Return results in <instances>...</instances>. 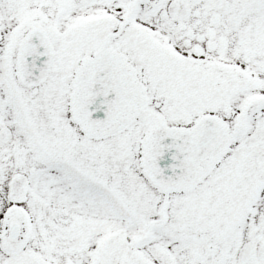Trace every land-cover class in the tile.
<instances>
[{"label":"snow or ice","instance_id":"snow-or-ice-1","mask_svg":"<svg viewBox=\"0 0 264 264\" xmlns=\"http://www.w3.org/2000/svg\"><path fill=\"white\" fill-rule=\"evenodd\" d=\"M0 264H264V0H0Z\"/></svg>","mask_w":264,"mask_h":264}]
</instances>
